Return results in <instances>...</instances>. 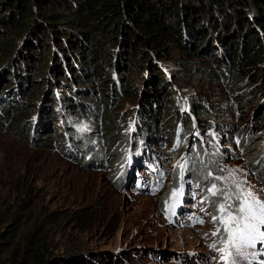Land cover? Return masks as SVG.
Masks as SVG:
<instances>
[{
  "label": "rangeland",
  "instance_id": "rangeland-1",
  "mask_svg": "<svg viewBox=\"0 0 264 264\" xmlns=\"http://www.w3.org/2000/svg\"><path fill=\"white\" fill-rule=\"evenodd\" d=\"M74 31L72 41L87 33V46L92 45L94 36L85 21ZM6 36L0 33V39ZM24 37L9 58L16 59L19 48L27 52L26 37L34 35ZM57 44L48 41L49 66L37 77V63L25 69L31 63L21 58L11 72L6 70L9 64L0 61V90L15 89L14 105L28 106L29 97H38L31 119L38 120L47 105L61 109L62 98L68 97V108L57 122L60 134L53 135L45 150L31 147L25 133H0V211L5 212L0 243L11 241L17 248L8 253L0 246V264H22L20 257H11L20 254L32 236L33 243L46 241L39 251L58 258L57 264H264V60L261 75H245L235 89L231 81L233 87L225 86L202 73L205 59L171 52L153 61V69L159 67L167 76L155 90L146 67H139L141 77L134 75L138 68L129 70L121 47L108 61L103 50L98 52L96 75L91 77L95 81L89 84L78 62L66 59L71 53L86 55L89 48ZM47 47H41L40 54ZM33 54L39 57L38 50ZM220 65H225L222 59ZM59 68L62 73L56 72ZM37 78L44 81L35 82ZM100 80L107 107L86 96ZM162 87L163 95L157 93ZM169 93L171 103L166 102ZM191 102L206 115L193 114ZM96 109L98 114L109 112L115 125L106 142L99 138L102 125L96 124L97 117L88 114ZM170 113L175 121L164 128ZM175 136L185 144L172 158ZM254 147L259 151L255 157ZM16 187L31 194L24 199ZM12 213L18 218L16 231ZM28 264H33L30 257Z\"/></svg>",
  "mask_w": 264,
  "mask_h": 264
},
{
  "label": "trees",
  "instance_id": "trees-1",
  "mask_svg": "<svg viewBox=\"0 0 264 264\" xmlns=\"http://www.w3.org/2000/svg\"><path fill=\"white\" fill-rule=\"evenodd\" d=\"M59 9H63V12L58 11ZM36 14H39V20L35 19ZM0 15H4L0 20V27L4 30L0 33L7 35L6 39L2 40V37L0 39V61L5 60V64H9L6 70L11 69V72L16 69L15 67L20 66L22 58L31 63L30 66L25 64V69H34V64L37 63L34 70V75L37 77L43 72L44 66H49L48 60L53 46L51 44L50 48L47 44L48 41L53 40L58 46L62 43L67 47L76 45V47L89 48L86 55L71 53L66 56V59L78 62L79 72H83V76L91 79L92 82H88L89 84H94L95 81L91 77L96 75L98 52L103 50V57L108 61L112 53L114 54V49L119 47L126 52L124 59L128 61L129 70L134 71L138 68L135 76L142 75L139 67L143 66L149 70L152 76L150 85L152 89L155 87V90L161 83L160 79H167V76L161 68L153 69L154 59L164 60L166 55L175 51H180L182 55L205 59V62H201L204 68L200 67L199 70L208 78L225 86L231 85V81L235 89L240 87L239 84L245 80V75L251 74L250 77L255 79L261 75L258 70L264 60V0H0ZM82 21L87 23L88 30L92 32L91 36H94L91 46H87V33H82V37L75 42L70 39V36L74 35L75 26ZM27 34L34 35L35 38V40L33 38L27 40L26 37L24 45L27 46V52L23 54L19 48L17 58H9L15 51L17 41L25 39L24 36ZM78 44L80 46H77ZM44 46L47 49L42 55L40 49ZM188 49L190 54L187 53ZM35 50H38L39 57L34 56ZM220 59L225 65H220ZM13 62L14 68L9 67ZM184 64L189 67L187 63ZM38 65L41 68L36 70ZM90 67L93 69L91 73ZM62 71V68L56 70L57 73ZM155 74H158L157 78ZM12 77L13 75L10 79ZM4 79L1 77V80ZM37 79L39 81L35 82L44 81L42 78ZM101 81L95 82L99 87H94L90 93H86V96L89 100L97 98L103 101L104 107H107V94L102 90L103 88H100ZM59 84L64 86L62 83ZM5 88L0 90V133H8L13 137L25 133V139L31 147L41 151L48 148V144H52L53 135L60 134L57 122L64 112L63 108H68L65 102L68 97L62 98L63 102L59 105L61 109H58V105L54 107L47 105L39 119L33 120L30 118V110L37 105L38 97L33 95L29 97L28 106L20 102H17L19 105H14L11 94L15 89L9 86ZM169 90L173 92L172 87ZM159 92L163 95L166 89L162 87L157 90V93ZM234 93L245 97L240 94L241 92ZM170 95L167 94L166 102L171 103ZM190 105L193 114L199 117L206 115L204 110L199 109V104L191 102ZM164 107L169 108L170 104ZM96 112L97 109L89 111L88 114L97 117L96 124L102 125V135L99 138L106 142L114 132L115 125L111 121L109 112L102 114ZM84 118L88 119L87 116ZM157 121L158 114L152 118L151 124L155 125ZM174 121L175 115L170 113L163 121L164 128L166 125L170 127L171 122ZM30 130H33V133L27 136ZM189 133L188 128L187 135ZM247 141L248 138L242 141V148H245ZM182 142L183 140L180 142L175 136V143L172 144L170 151L172 158L185 144ZM54 144L59 146L60 142ZM135 145L138 146L137 141ZM190 149L193 150L192 146ZM252 150L254 157L259 154L255 147ZM211 161L212 164L207 163L206 166L208 171L210 165H213V160ZM201 165L203 166L202 161ZM16 190L20 197L23 193L24 199L26 195L31 194V190H26L24 187L21 193L18 187ZM20 207L17 206V209ZM3 215L5 212L0 211V225L5 224V220H2ZM11 215L16 231L19 227L18 218H14L16 216L14 213ZM0 238L4 239V234L1 232ZM30 238L26 239L20 254L17 251L13 253L12 261H16L18 256L19 263L21 261L22 264H28L29 257L32 258L33 264L59 262L58 258H46V255L39 251L45 247L46 241L41 243L39 238L33 243ZM34 245L38 248L29 250V247L34 248ZM0 246L8 253L17 249L11 241L0 243ZM3 250L0 249V252H4Z\"/></svg>",
  "mask_w": 264,
  "mask_h": 264
},
{
  "label": "snow or ice",
  "instance_id": "snow-or-ice-1",
  "mask_svg": "<svg viewBox=\"0 0 264 264\" xmlns=\"http://www.w3.org/2000/svg\"><path fill=\"white\" fill-rule=\"evenodd\" d=\"M210 191L212 192L213 195H215L214 189H210ZM176 195H177V193H173V196H176ZM221 211H223V208H221ZM213 219H216V218L214 217ZM225 224H227V221H225ZM213 247H215V246L213 245Z\"/></svg>",
  "mask_w": 264,
  "mask_h": 264
}]
</instances>
